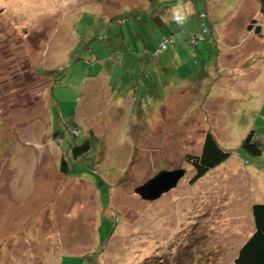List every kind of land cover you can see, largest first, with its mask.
Returning <instances> with one entry per match:
<instances>
[{
	"label": "rangeland",
	"instance_id": "374dc122",
	"mask_svg": "<svg viewBox=\"0 0 264 264\" xmlns=\"http://www.w3.org/2000/svg\"><path fill=\"white\" fill-rule=\"evenodd\" d=\"M251 23L260 0H0V264L232 263L264 204V155L241 148H264ZM207 132L231 157L192 184Z\"/></svg>",
	"mask_w": 264,
	"mask_h": 264
},
{
	"label": "trees",
	"instance_id": "16d2710c",
	"mask_svg": "<svg viewBox=\"0 0 264 264\" xmlns=\"http://www.w3.org/2000/svg\"><path fill=\"white\" fill-rule=\"evenodd\" d=\"M261 3V13L264 14V0H260ZM203 14V13H202ZM200 16L204 20V16ZM256 22V20H253ZM206 31H209L207 25H204ZM212 29V28H211ZM210 29V30H211ZM250 31H253L256 35L263 36L264 32L261 25L251 23L248 26ZM205 36L202 34L195 35L190 41L191 45L198 47L199 41L204 40ZM167 40H171L168 37L165 41L161 43L167 45ZM160 45V47H161ZM159 47V48H160ZM166 47L162 48V52L166 50ZM153 54L155 56H160V51L154 50ZM241 148L253 156H263L264 148L256 140V131L250 130L242 141ZM90 150V142L86 141L81 146H76L73 148V153L76 158L81 157L83 154ZM231 157V152L225 150L221 147L217 138L212 132H207L204 145L201 153L198 155H188V161L192 164L195 169V175L191 179V183L194 184L198 180L202 179L211 170L217 168L222 163L227 161ZM62 171L65 173L68 171L69 167L67 165L66 158H63L61 162ZM252 215L254 219V231L252 235L242 244L237 257L230 264H264V204L263 203H253L252 205Z\"/></svg>",
	"mask_w": 264,
	"mask_h": 264
},
{
	"label": "water",
	"instance_id": "95a60500",
	"mask_svg": "<svg viewBox=\"0 0 264 264\" xmlns=\"http://www.w3.org/2000/svg\"><path fill=\"white\" fill-rule=\"evenodd\" d=\"M186 175V169L162 170L143 185L136 188V192L146 201L159 199L178 186L180 180Z\"/></svg>",
	"mask_w": 264,
	"mask_h": 264
},
{
	"label": "built area",
	"instance_id": "2783aa9c",
	"mask_svg": "<svg viewBox=\"0 0 264 264\" xmlns=\"http://www.w3.org/2000/svg\"><path fill=\"white\" fill-rule=\"evenodd\" d=\"M192 41H193V40H191V42H192ZM164 47H166V46H165V44L163 43V48H164Z\"/></svg>",
	"mask_w": 264,
	"mask_h": 264
}]
</instances>
